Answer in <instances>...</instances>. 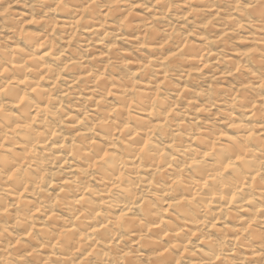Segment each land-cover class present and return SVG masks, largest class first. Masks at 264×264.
I'll use <instances>...</instances> for the list:
<instances>
[{
    "label": "clouds",
    "instance_id": "clouds-1",
    "mask_svg": "<svg viewBox=\"0 0 264 264\" xmlns=\"http://www.w3.org/2000/svg\"><path fill=\"white\" fill-rule=\"evenodd\" d=\"M0 264H264V0H0Z\"/></svg>",
    "mask_w": 264,
    "mask_h": 264
}]
</instances>
